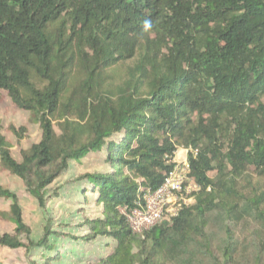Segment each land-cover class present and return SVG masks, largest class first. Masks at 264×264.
Masks as SVG:
<instances>
[{"label":"trees","instance_id":"16d2710c","mask_svg":"<svg viewBox=\"0 0 264 264\" xmlns=\"http://www.w3.org/2000/svg\"><path fill=\"white\" fill-rule=\"evenodd\" d=\"M0 92L40 133L17 161L0 121V169L42 211L70 164L103 154L105 171L79 177L99 209L78 225L105 242L95 264H264V0H0ZM178 149L199 191L134 234L119 208L156 190ZM0 200L14 227L1 248L55 250L49 219L34 240L16 194L0 184Z\"/></svg>","mask_w":264,"mask_h":264},{"label":"rangeland","instance_id":"374dc122","mask_svg":"<svg viewBox=\"0 0 264 264\" xmlns=\"http://www.w3.org/2000/svg\"><path fill=\"white\" fill-rule=\"evenodd\" d=\"M0 121L3 127V135L11 145V154L15 160L20 161V151L27 150L32 144L39 141V130L37 126L29 122L28 114L16 109L3 92H0ZM9 127L25 128L27 130L26 138L17 144L8 130ZM54 130L59 134L56 125H54ZM178 151L175 153V160L181 161L186 157V152H184L185 150ZM106 169L102 153L90 155L81 164H70L67 173L49 188V195L57 192L59 196L58 198H51L44 211L26 193L22 183L17 178L0 169V184L16 194L24 222L31 230V238L38 240L42 236L46 221L49 219V229L54 233L52 234L53 237L50 238V243L55 248L52 252L35 248L26 254L24 249L9 250L0 247V264H28L29 261L42 264L46 258L56 253L60 256L59 260L57 262L52 261L51 264H95L98 256L93 254L94 250L96 247L100 248L101 254H103L105 242H94L86 245L87 242L85 244L81 239L86 237L87 231L78 225H81L85 218L99 216V209L96 206L88 207L83 204L79 190H82L84 183L79 180V177L86 173L103 172ZM209 176L212 177L213 174ZM8 206L9 202L0 200V234L13 232L14 227L5 216L8 213ZM168 218L165 217L164 220H168ZM256 237L259 245L264 249V234L259 233ZM90 245L93 247L89 248ZM110 245L112 246L111 243Z\"/></svg>","mask_w":264,"mask_h":264},{"label":"built area","instance_id":"2783aa9c","mask_svg":"<svg viewBox=\"0 0 264 264\" xmlns=\"http://www.w3.org/2000/svg\"><path fill=\"white\" fill-rule=\"evenodd\" d=\"M196 153H194L195 155ZM171 169L156 190L143 191L139 200L131 206L119 208L130 230L143 236L165 219H171L187 207L199 187L190 176V166L186 158L171 160Z\"/></svg>","mask_w":264,"mask_h":264},{"label":"clouds","instance_id":"9594fccd","mask_svg":"<svg viewBox=\"0 0 264 264\" xmlns=\"http://www.w3.org/2000/svg\"><path fill=\"white\" fill-rule=\"evenodd\" d=\"M153 29V21H152V19L149 17V18H145L143 21H142V28H141V32H142V34L143 33H147V32H150L151 30ZM178 150H182V151H184L183 149H178ZM177 150V151H178ZM176 151V152H177ZM184 152H186V154H187V150H185ZM193 155H194V153H193ZM186 158V157H185ZM174 160H175V154H174V158H173ZM172 159V160H173Z\"/></svg>","mask_w":264,"mask_h":264},{"label":"crops","instance_id":"0c3cea01","mask_svg":"<svg viewBox=\"0 0 264 264\" xmlns=\"http://www.w3.org/2000/svg\"><path fill=\"white\" fill-rule=\"evenodd\" d=\"M179 152V151H178Z\"/></svg>","mask_w":264,"mask_h":264}]
</instances>
